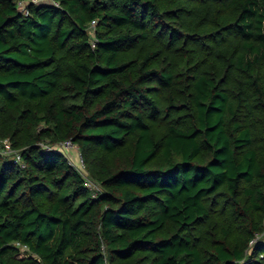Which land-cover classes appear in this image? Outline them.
<instances>
[{
  "label": "trees",
  "instance_id": "1",
  "mask_svg": "<svg viewBox=\"0 0 264 264\" xmlns=\"http://www.w3.org/2000/svg\"><path fill=\"white\" fill-rule=\"evenodd\" d=\"M0 138V264H264V0H0Z\"/></svg>",
  "mask_w": 264,
  "mask_h": 264
},
{
  "label": "rangeland",
  "instance_id": "2",
  "mask_svg": "<svg viewBox=\"0 0 264 264\" xmlns=\"http://www.w3.org/2000/svg\"><path fill=\"white\" fill-rule=\"evenodd\" d=\"M20 4H23V2H20ZM89 28H93V24L90 25ZM1 139V138H0ZM61 148L64 151V155L68 159V161L80 172L84 174H88V169L87 166L85 165L84 162L80 161L79 158V149L77 145H72V147H62V143H60ZM16 150L12 147L11 142L9 141L8 143H4V139L0 140V154L2 155H9L12 156L11 154H16ZM96 192V191H94ZM260 240H264V234L258 237ZM257 241V239H256ZM24 251H22L23 253ZM25 253V252H24Z\"/></svg>",
  "mask_w": 264,
  "mask_h": 264
},
{
  "label": "built area",
  "instance_id": "3",
  "mask_svg": "<svg viewBox=\"0 0 264 264\" xmlns=\"http://www.w3.org/2000/svg\"><path fill=\"white\" fill-rule=\"evenodd\" d=\"M9 142V139H4V143H8ZM72 145H74L71 141H66V142H63L62 143V147L63 146H66V147H72ZM59 148H60V150L61 151H63V149L61 148V146L59 145ZM63 153H64V151H63ZM79 158H80V161L81 162H83V159H82V156H81V154H80V152H79ZM15 158H14V162H18L19 160H20V157H19V155L16 153L15 154V156H14ZM83 174V176H84V184L87 186V187H93V188H96V189H98V186H96V185H94L93 183H92V181L89 179V178H87L86 177V174H84V173H82ZM17 244H19V243H17ZM20 245V244H19ZM20 247H21V250L22 251H24V252H26L27 250H28V247L26 246V245H20Z\"/></svg>",
  "mask_w": 264,
  "mask_h": 264
}]
</instances>
